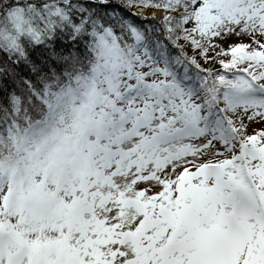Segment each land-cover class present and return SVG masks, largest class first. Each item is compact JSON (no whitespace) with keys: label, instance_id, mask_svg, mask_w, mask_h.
Returning <instances> with one entry per match:
<instances>
[{"label":"snow or ice","instance_id":"1","mask_svg":"<svg viewBox=\"0 0 264 264\" xmlns=\"http://www.w3.org/2000/svg\"><path fill=\"white\" fill-rule=\"evenodd\" d=\"M0 264H264V0H0Z\"/></svg>","mask_w":264,"mask_h":264}]
</instances>
